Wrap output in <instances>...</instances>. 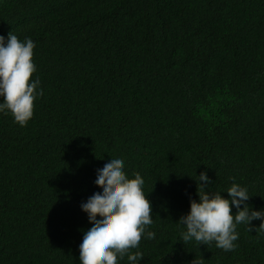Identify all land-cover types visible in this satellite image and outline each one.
<instances>
[{"label": "trees", "instance_id": "16d2710c", "mask_svg": "<svg viewBox=\"0 0 264 264\" xmlns=\"http://www.w3.org/2000/svg\"><path fill=\"white\" fill-rule=\"evenodd\" d=\"M10 32L34 42L43 95L24 127L0 112V264H80L81 205L111 158L152 207L137 264H264L261 220L228 252L177 223L201 172L264 211V0H0Z\"/></svg>", "mask_w": 264, "mask_h": 264}, {"label": "clouds", "instance_id": "9594fccd", "mask_svg": "<svg viewBox=\"0 0 264 264\" xmlns=\"http://www.w3.org/2000/svg\"><path fill=\"white\" fill-rule=\"evenodd\" d=\"M34 48L30 38L21 42L10 32L5 45L4 37L0 36V97L3 98L0 112L10 113L21 127L32 118L37 96L43 95L42 90L37 91L39 78L31 79L36 71L32 61ZM123 169L122 158H111L97 171L95 184L102 192L94 193L81 205L92 227L83 235L79 246L80 264H117L118 256L123 258L126 254L131 264L143 258L141 252L130 254L129 250L139 246L146 226L153 223L152 207L143 191L140 174L134 173V178L129 179ZM198 180L199 199L190 201L189 213L177 222L185 229L181 233L183 243L194 240L198 246L214 241L217 248L228 252L236 247L238 224L246 225L252 232L257 228L251 222L261 220L258 229L264 230V211L250 210L245 203L250 199L246 188L233 184L226 192L230 199H224L220 193L206 191L211 181L205 172L200 173ZM232 206L237 209L235 215ZM98 216L101 219L97 220ZM154 236L155 233L147 232L148 239ZM192 264H196V258Z\"/></svg>", "mask_w": 264, "mask_h": 264}]
</instances>
